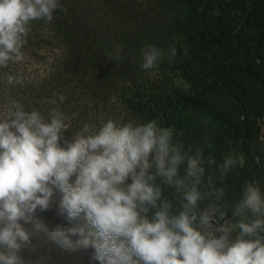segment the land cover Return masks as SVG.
<instances>
[{"label":"trees","instance_id":"obj_1","mask_svg":"<svg viewBox=\"0 0 264 264\" xmlns=\"http://www.w3.org/2000/svg\"><path fill=\"white\" fill-rule=\"evenodd\" d=\"M60 3L66 11H56L51 23L32 22L24 48L27 59L0 68V114L13 99L45 116L53 108L64 112L68 130L62 147L75 134H91L109 119L120 125L155 119L160 127L173 129L174 140L189 155L202 150L206 178L211 175L215 186L225 190V220L233 219L246 181L264 194V0ZM149 46L164 54L153 69L142 70V50ZM171 47L176 55L170 61ZM9 75L18 82L8 84ZM229 155L238 164L221 180L220 165ZM209 157L216 161L211 167ZM179 175H186V165ZM75 179L74 174L70 183ZM155 183L171 202V212L179 214L183 207L175 189L160 177ZM61 199L62 193L54 190L52 206L37 210L40 219L50 229L83 224L82 218L69 222L58 215ZM207 205V200L199 202L197 217ZM154 211L150 208L147 216ZM212 223L217 226L216 217ZM32 243L34 250L21 252L27 262L43 257V264H99L91 259V248L68 253L39 238Z\"/></svg>","mask_w":264,"mask_h":264},{"label":"clouds","instance_id":"obj_2","mask_svg":"<svg viewBox=\"0 0 264 264\" xmlns=\"http://www.w3.org/2000/svg\"><path fill=\"white\" fill-rule=\"evenodd\" d=\"M56 11H66L60 0H0V68L27 59L32 22L51 23ZM121 52L117 47L114 57ZM163 54L154 46L144 48L142 70L153 69ZM168 55L171 61L176 48ZM14 82L9 75L7 83ZM66 119L55 108L47 116L28 111L15 99L0 114V264H43V257L27 262L21 256L22 249L37 247L34 238L62 252L94 249L91 259L99 264H264V194L256 183L245 182L233 219L225 220L224 188L216 187L211 175L206 178L202 150L189 155L174 140L173 129L155 119L123 125L109 119L62 147ZM215 164L209 157L207 165ZM237 164L236 157H225L219 179ZM181 165H186L183 177ZM156 177L179 195V214L171 212ZM54 190L62 193L58 215L69 222L82 218L83 224L50 229L40 219L37 210L52 206ZM203 200L207 208L197 217Z\"/></svg>","mask_w":264,"mask_h":264}]
</instances>
